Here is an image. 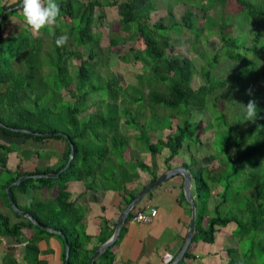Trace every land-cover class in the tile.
<instances>
[{
    "label": "trees",
    "instance_id": "obj_1",
    "mask_svg": "<svg viewBox=\"0 0 264 264\" xmlns=\"http://www.w3.org/2000/svg\"><path fill=\"white\" fill-rule=\"evenodd\" d=\"M20 1L0 5V16ZM176 1L186 6L179 19L168 1L166 16L152 21L151 13L157 9L156 0H57L61 13L54 26V35L48 28L34 35L24 21L21 7L8 10L1 19L0 122L4 126L0 125V132L22 138L23 143L29 138L40 142L62 139L66 143L58 166H35L32 170L24 169L21 159L15 169H9L7 150L0 145V176L4 175L6 179L3 189L23 175L59 172L69 157L68 139L73 143V158L57 177H29L11 186L13 199L21 210L30 213L41 225L64 234L70 247L69 264H88L90 255L99 246L86 247L93 237L85 232L83 210L70 198V181L82 180L90 188L89 179L92 180L97 171L111 168L116 187L128 194L124 198L127 204L135 193L125 186L130 176L123 178L119 174L120 181L115 177L117 166L122 174L139 167L154 179L171 169L174 160L186 166L193 176L191 191L196 206V231L177 264H188L187 260L195 258L192 250L199 242L210 245L211 254L221 256L220 264H264V68H256L248 57L255 49L253 43L261 40V32L256 28L249 29L247 32H253L254 37L253 43L247 44L245 35H232L230 21L218 23L211 10L225 5L228 0ZM233 2L238 8L237 16L264 17L262 5L251 0ZM112 6H116L119 19L115 34L109 37V46L115 47V53H118L129 44L120 57L139 62L144 71L125 87L117 75L102 77L94 68L100 39L94 24L103 20V8ZM197 9L202 11L199 24H196ZM10 17H17L20 22L10 23ZM227 19L232 20V17ZM9 25L10 29L6 30ZM184 28L191 33L186 41L192 48L201 42L202 36L208 40L209 35H218L223 52L208 54V68L204 65L196 68L193 59L175 53ZM172 29L179 31L174 40L169 36ZM62 32L80 49L68 48L67 43L58 47L56 39ZM44 38L51 40L48 49L42 48ZM137 39L141 48L136 46ZM198 53L202 57L207 55ZM222 57L240 64L235 75L221 78L222 75L210 74ZM74 59L78 62L72 71L69 66ZM195 70H200L199 75L205 79L196 87L192 85ZM250 71L261 74L256 96L245 93L247 103L254 100L257 104V119L245 121L244 125L240 119H228L212 98L214 92L226 84L238 85L241 92L247 91L243 79ZM65 94L73 100L65 99ZM230 95L227 93L226 96L231 98ZM91 96L94 98L89 101ZM218 111L220 116H217ZM204 113L209 117L199 119ZM201 123L208 124L205 131L212 130L209 145L214 148L212 159L205 163H199L197 159L199 147L203 145L199 137L202 133L197 135ZM55 132H62L68 138ZM131 141L143 147L149 158L145 160L140 155L128 163L129 169H123L124 150ZM55 184L61 187L55 198L31 201L24 206L18 204L16 191L26 194L32 189H46ZM151 195L152 191L147 194ZM3 199L18 221L10 223L8 216L0 212V234L15 236L23 228L30 229L33 234L25 245L24 258L30 264H46L38 258L39 239L56 236L64 244L62 236L17 214L6 193ZM181 199L190 215L191 207L183 190ZM141 201L130 211L125 224L136 211L144 208ZM125 224L115 242L93 264H112L113 247ZM106 228L104 221L99 233L102 235L97 236L99 244L111 235ZM64 258L65 244L62 264Z\"/></svg>",
    "mask_w": 264,
    "mask_h": 264
},
{
    "label": "crops",
    "instance_id": "obj_2",
    "mask_svg": "<svg viewBox=\"0 0 264 264\" xmlns=\"http://www.w3.org/2000/svg\"><path fill=\"white\" fill-rule=\"evenodd\" d=\"M17 1L18 0H0V5H9ZM13 22H20V19L17 17L14 19L11 18L10 23ZM58 140L60 143L57 148L58 155L56 163L47 164L48 166L52 164L51 167L58 166L66 150L65 141L62 139ZM22 143L23 142L20 141L18 137L7 136L0 132V145H3L7 150L6 165L9 169H15L20 159L22 160L21 164L24 169H34L35 165L31 166L30 163L23 158L22 148L24 143ZM147 153L148 152L143 147L131 141L129 146L124 150L125 165L122 166L123 169L124 167L129 169L128 163L138 158L141 154H143L141 157L148 160L149 156ZM177 161L178 160H174L172 167L181 165L177 163ZM111 170V168H107L102 172L97 171L93 179H89L91 183L90 188H87L82 180H72L68 183V190L71 194L70 198L76 201L78 206L83 210L82 223L84 224L85 232L93 237L92 241L87 244V248L102 244L98 243L97 236L102 235L99 233L104 221L105 225H107L106 230H110V234L113 233L112 231L115 228L121 212L129 203L126 204L124 200L128 194L118 189L113 182ZM114 170L118 171L115 177L118 178L119 181V174L123 178L130 176V180L125 182V186L129 191L135 193V196L152 180L149 172H144L140 170L139 167H136V170H132L130 173L123 172V174L121 173L120 166H117ZM0 177V212L8 216L10 223H14L18 221V218L5 204L3 199V194H7L6 188L9 184L3 189L6 179L4 175ZM182 185L183 177L180 174L173 175L164 183L151 190V196L146 195L144 199H142L141 204L144 205V208L147 206L156 208L157 215L152 222L147 224L139 225L131 222L130 219H128L126 224L124 222L125 229L118 243L113 247L115 256L112 264H169L174 259L183 244L190 221V215L187 213V205L181 199V190H183L181 189ZM60 188L59 185L55 184L46 189L35 190L40 192L41 196L45 197L44 199L47 200L55 198ZM27 195H29V192L21 194L19 191H16L15 196L19 205L21 204L24 206L32 201L30 200L32 199L29 197L30 195ZM31 234H33V232L28 228H23L15 236L1 233L0 264H30L24 258V252L25 245L28 243ZM38 248L40 250L38 258L45 260L46 264H62L64 244H62L59 238L57 239L55 236H43L38 241ZM211 249L212 247H210V245L199 242L192 250V254H194L195 258L187 260V263L220 264L221 256L211 254L209 252Z\"/></svg>",
    "mask_w": 264,
    "mask_h": 264
},
{
    "label": "rangeland",
    "instance_id": "obj_3",
    "mask_svg": "<svg viewBox=\"0 0 264 264\" xmlns=\"http://www.w3.org/2000/svg\"><path fill=\"white\" fill-rule=\"evenodd\" d=\"M168 1L171 2V7L174 15L176 16L177 19L180 18L182 15V11L185 9V5L182 4V2H177L176 0H156L155 4L157 5V9L151 13V20L155 21L158 18L162 16H166L167 14V5ZM256 4L264 6V0H251ZM1 3V2H0ZM104 13L105 16L102 21L97 22L95 21L94 24V31L100 33V39L98 43V48L97 50L99 51V56L97 59L95 58V65L94 68L95 70L100 74V76L105 77L110 74H115L121 79V85L122 87L127 86L128 84H132L135 79L137 74H144V71L140 65L139 62H134L133 60L125 61L123 60L120 56L124 54V52L127 50V47L129 44H126L122 47V50L120 52L115 53V47H110L109 46V37L111 35H114L116 32V28L118 26V19L119 15L117 13V8L116 6L112 7H104ZM237 10L236 6H234L233 0H228L226 1L225 5H218L216 8L212 9V15L216 18L217 22L220 23L221 20H225L226 22H229L232 24L230 27V31H233L234 36H237L238 34L240 35H245L247 37L246 42L247 44H251L252 38L254 37L253 32H247L249 29H259L262 35V38L259 42H254L253 46L255 47L254 51L250 54H248V57L250 58V61H253V64L258 67L259 70L261 68H264V17L263 16H256L252 17L250 19L245 18V17H240L237 16ZM199 12V18L196 20V24H199L200 22V16L202 14V11L200 9H197ZM98 13V12H97ZM228 16L232 17V20L227 19ZM14 19L15 17H10V20ZM9 20V21H10ZM10 29V25L6 27V30ZM184 34L181 33V36H179V31L178 29H172L169 31V36L171 40L176 39L179 36V42L177 44V49L175 53L177 55H185L193 59L195 62L196 68H199L201 65L206 68H208L206 58L209 54V56L214 55V53H222L223 49L222 48V43L219 40L218 35L212 34L209 35L208 40L204 39L203 36L200 38L201 42L195 45V47H190V45L187 43L186 39H188V36L191 37V33L189 29L184 28ZM206 34V32H204ZM61 35H67L65 32H62ZM60 35V36H61ZM68 36V35H67ZM50 39L44 38L42 41V48L43 49H48L49 44H50ZM68 48H77L80 49L79 47H76L70 36H68ZM245 44V42H244ZM136 46L138 48H141V42L137 39L136 40ZM242 49V48H241ZM84 56H87L86 51L83 49ZM198 51L205 52L207 53L206 57H202ZM78 60L74 59L70 63V68L72 71H74L76 68ZM240 64L235 63L231 61L228 58L222 57L221 60L214 65L213 70L211 71V75L214 76H219L221 78H227L232 75H235L239 69L238 66ZM15 67H18L17 63H14ZM44 71L46 70V67L43 69ZM200 70H195L194 76H193V81L192 85L194 87L200 85L202 82L205 81L204 78H202L200 75ZM261 79V74L260 71L258 72H252L250 71L249 74L246 75L244 81V86L247 91H240V86L238 85H231V84H226L224 87L220 88L219 90L215 91L213 94V98L215 103L219 106L220 110L230 120H235V119H240L242 124L245 125V106L247 104V99L245 93L249 94V90L251 91V96H256L258 92V82ZM227 93H231L230 95L231 98H228L226 95ZM250 95V94H249ZM65 99L68 100H73L69 95H64ZM94 98V96L90 97L89 101ZM211 99V100H212ZM215 104V106H217ZM215 106H211L215 107ZM216 110H219L218 107ZM214 111V110H213ZM208 113V112H207ZM217 116H220L221 112L218 111L216 112ZM209 114V113H208ZM208 114H203L202 116L199 117V119L205 120L206 117H209ZM207 119V118H206ZM208 128L207 123H201L198 130H197V135L201 138V141L203 143L202 146H200V151H199V156H198V162L205 163L206 161H210L212 159V155L214 153V148H210V141L212 138V130L205 131ZM205 131V133L203 132ZM20 141L23 142L22 138H19ZM59 140L57 139H52L50 141H34L31 138L26 139L23 144L22 151L23 152V158L26 159L28 163H30L31 166H38L40 168L45 167L49 163H56V158L58 155V145H59ZM218 143L221 144L220 138H218ZM21 144V143H20ZM195 145H193V149ZM185 153V152H184ZM143 155V154H141ZM52 166V164H50ZM213 165H216V162L213 161ZM1 180V177H0ZM42 191V190H41ZM30 195V196H29ZM29 196L30 200L35 201V200H46L44 199L45 197L41 196V193L34 190L29 191ZM21 205V204H20ZM22 206V205H21ZM212 206V204H211ZM49 237V236H48ZM56 237V236H55ZM57 238V237H56ZM58 239V238H57ZM228 241H230L228 239ZM231 245V244H228Z\"/></svg>",
    "mask_w": 264,
    "mask_h": 264
},
{
    "label": "water",
    "instance_id": "obj_4",
    "mask_svg": "<svg viewBox=\"0 0 264 264\" xmlns=\"http://www.w3.org/2000/svg\"><path fill=\"white\" fill-rule=\"evenodd\" d=\"M21 3L22 0L17 3L16 5H14L13 7L7 9L11 10V9H16L21 7ZM5 11L4 13L1 14L0 16V22L1 19L3 18V15L7 12ZM1 126H4L1 122H0ZM17 130V129H15ZM20 131H24V132H31L29 130L26 129H19ZM46 135L48 133H45ZM55 134H62L63 136H65L66 138H68V136L62 132H55ZM69 141V145H70V152H69V157L67 159L66 164L60 169L59 172L57 173H40V174H31V175H23L20 176L19 178H17L15 181H13L12 183H10L7 188V196L9 199V202L12 206V208L14 209V211L23 216L28 218L30 221H32L36 226L48 230V231H54L56 233H58L59 235L62 236L63 240H64V244H65V258H64V264H69V252H70V247H69V243L68 240L66 239V237L64 236V234L59 231L56 230L54 228L51 227H47V226H43L41 225L30 213L21 210L15 200L13 199V196L11 194V186L12 185H17L19 184L22 180L27 179L29 177H33V178H38V177H57L59 175V173L61 171H63L64 169H66L72 158H73V154H74V145L73 143L68 139ZM176 174H180L183 177V185H182V189H183V193L185 196L186 201L189 203L190 207H191V213H190V221H189V225H188V229H187V233L185 236V239L183 241V244L180 248V250L178 251L177 255L174 257V259L169 263V264H177L184 256L185 252L187 251L192 237L195 233V219H196V206H195V202L193 200L192 197V191H191V187H192V183H193V176L190 172V170L184 166V165H177L172 167L171 169L163 172L162 174H160L159 176L155 177L154 179H152L147 185H145L137 194L136 196L126 205V207L123 209V211L121 212L117 223L115 225V228L113 230V233L111 234V236L105 240L102 244L99 245V247L90 255L89 259H88V264H93L94 260L100 256V254L107 249L108 247H110L115 240L117 239V236L120 232V229L122 227V225L124 224L128 214L130 213V211L134 208L135 205H137L151 190H153L155 187H157L158 185L162 184L164 181H166L168 178L172 177L173 175Z\"/></svg>",
    "mask_w": 264,
    "mask_h": 264
},
{
    "label": "clouds",
    "instance_id": "obj_5",
    "mask_svg": "<svg viewBox=\"0 0 264 264\" xmlns=\"http://www.w3.org/2000/svg\"><path fill=\"white\" fill-rule=\"evenodd\" d=\"M21 8L24 21L31 28L34 35H39L43 28H48L51 34H55L54 26L57 25L61 13L57 0H22ZM67 41L68 36L61 35L56 39V45L63 47ZM249 94H251L250 90ZM244 111L246 121H256L257 104L254 100H249Z\"/></svg>",
    "mask_w": 264,
    "mask_h": 264
},
{
    "label": "built area",
    "instance_id": "obj_6",
    "mask_svg": "<svg viewBox=\"0 0 264 264\" xmlns=\"http://www.w3.org/2000/svg\"><path fill=\"white\" fill-rule=\"evenodd\" d=\"M157 215V209L153 207H145L136 211L130 218V221L139 225L147 224L153 221Z\"/></svg>",
    "mask_w": 264,
    "mask_h": 264
}]
</instances>
